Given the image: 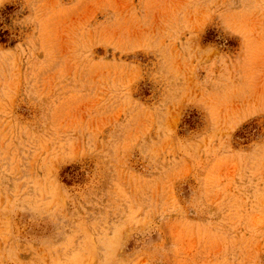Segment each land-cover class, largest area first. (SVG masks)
<instances>
[{
	"label": "rangeland",
	"instance_id": "1",
	"mask_svg": "<svg viewBox=\"0 0 264 264\" xmlns=\"http://www.w3.org/2000/svg\"><path fill=\"white\" fill-rule=\"evenodd\" d=\"M0 264H264V0H0Z\"/></svg>",
	"mask_w": 264,
	"mask_h": 264
}]
</instances>
